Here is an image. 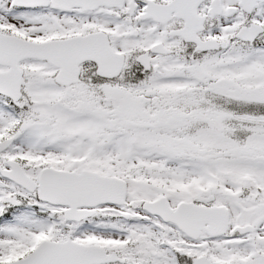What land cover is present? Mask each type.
<instances>
[{"label":"snow or ice","instance_id":"obj_1","mask_svg":"<svg viewBox=\"0 0 264 264\" xmlns=\"http://www.w3.org/2000/svg\"><path fill=\"white\" fill-rule=\"evenodd\" d=\"M0 264H264V0H0Z\"/></svg>","mask_w":264,"mask_h":264}]
</instances>
